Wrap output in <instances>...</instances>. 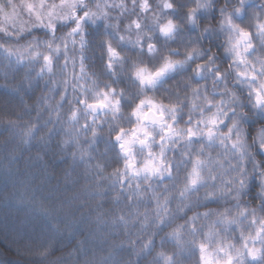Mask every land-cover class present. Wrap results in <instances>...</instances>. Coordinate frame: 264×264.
Instances as JSON below:
<instances>
[{"label":"clouds","instance_id":"obj_1","mask_svg":"<svg viewBox=\"0 0 264 264\" xmlns=\"http://www.w3.org/2000/svg\"><path fill=\"white\" fill-rule=\"evenodd\" d=\"M0 264H264V0H0Z\"/></svg>","mask_w":264,"mask_h":264}]
</instances>
